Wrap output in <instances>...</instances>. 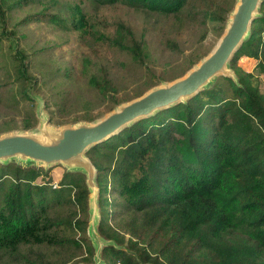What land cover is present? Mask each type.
Here are the masks:
<instances>
[{
	"label": "trees",
	"instance_id": "16d2710c",
	"mask_svg": "<svg viewBox=\"0 0 264 264\" xmlns=\"http://www.w3.org/2000/svg\"><path fill=\"white\" fill-rule=\"evenodd\" d=\"M39 1L0 0V133L35 128L30 102L41 86L57 107L50 120L61 125L92 121L182 76L208 53V36L222 35L237 2L77 0L67 20L49 8L27 13L22 22L71 28L78 42L74 68L60 65L52 79H38L17 42L6 62L4 41L17 34L8 30L9 13ZM118 5L150 19L136 28L109 14ZM150 27L170 55L159 73L150 65ZM242 57L257 60L255 71L240 66ZM230 67L237 80L218 76L87 151L100 188L99 232L108 240L102 264H264V0ZM53 172L0 162V264H93L86 176Z\"/></svg>",
	"mask_w": 264,
	"mask_h": 264
},
{
	"label": "water",
	"instance_id": "95a60500",
	"mask_svg": "<svg viewBox=\"0 0 264 264\" xmlns=\"http://www.w3.org/2000/svg\"><path fill=\"white\" fill-rule=\"evenodd\" d=\"M262 1L237 0L224 32L211 52L182 76L171 81H162L142 95L120 103L103 117L92 121L81 120L59 129H54L48 126L45 120H41L37 129L0 133V162L15 161L23 165H42L45 168L62 163L69 171L83 172L89 190L90 220L87 231L89 237L104 241L100 247L101 252L108 240L99 234L100 188L97 183V169L87 151L135 121L158 110L185 102L202 89L208 88L218 76L237 80L230 62L242 43L250 36L251 25L260 15Z\"/></svg>",
	"mask_w": 264,
	"mask_h": 264
},
{
	"label": "rangeland",
	"instance_id": "374dc122",
	"mask_svg": "<svg viewBox=\"0 0 264 264\" xmlns=\"http://www.w3.org/2000/svg\"><path fill=\"white\" fill-rule=\"evenodd\" d=\"M77 0H40L36 4L24 5L22 7L14 8L9 13L8 22V30L17 31L16 36L11 39H4L6 55L4 59L9 64L10 57L9 52L12 50L11 44L18 43V45L24 48L28 53H30L29 65L31 71L38 77V79H52V71L55 67L62 65L65 66L69 64L72 68H74V64L76 62V50L78 46L76 33L71 31V28L67 30H60L59 28H55L50 23H41V22H22V19L27 15V13H31L33 11H40L44 8H49L48 11L59 12L63 16L62 18L67 20V15L70 12L69 5L74 4ZM47 10V9H46ZM111 16H120L122 18L130 21L136 28L141 29L144 25V22L147 21L148 16L144 12L136 11L132 8H129L124 5H118L116 8H111L109 11ZM154 19V18H153ZM69 24V22H68ZM157 31L153 27L149 28L148 36L152 42V56L150 59V65L156 70V72H162L166 68V60L170 59V55L168 52L159 47L161 44L159 43V39H157ZM9 36L12 37L13 33ZM220 37H217L216 34H210L208 38L205 40L203 50L208 53L215 47L217 41ZM162 47V46H161ZM189 50V48H187ZM186 50V51H187ZM13 52V51H12ZM207 53V54H208ZM206 54V55H207ZM57 60V65L55 61ZM240 66L247 71H255L257 60L254 58L242 57L239 59ZM59 79V78H57ZM171 81V80H168ZM162 83V81L160 82ZM159 83V84H160ZM50 91L47 90L46 86H41L34 91V98L31 100V108L34 110L35 116L37 118V123L35 129L39 127L40 121L45 120L47 125L54 128L59 129L60 127L68 124H75L72 122L65 123L59 125L50 120L51 110L56 111L57 107L55 104L51 102L48 106L46 102L50 100ZM51 96V95H50ZM103 109V107L96 109ZM111 111V110H110ZM9 112H14L13 109H9ZM8 112V113H9ZM109 112V111H108ZM106 112V113H108ZM9 113V114H10ZM15 113V112H14ZM75 112L72 111L71 114ZM106 113L99 116L96 119L103 117ZM57 116H55L56 118ZM16 118L21 120V115L17 114ZM49 120L47 121V119ZM4 133V132H3ZM25 165V164H24ZM35 165V164H32ZM42 166V165H41ZM49 169L53 168V173L57 176H61L64 170H68V168L62 163L54 164L48 167ZM100 207V204H99ZM101 211V210H100ZM90 220V218H89ZM100 234V232H99ZM88 235V231H87ZM101 235V234H100ZM89 237V235H88ZM90 241L95 247L96 255L93 257V264H102L103 259L100 252V247L104 243L103 240L98 241L96 238L89 237ZM80 258H77L79 260ZM81 264H84V261H81Z\"/></svg>",
	"mask_w": 264,
	"mask_h": 264
}]
</instances>
